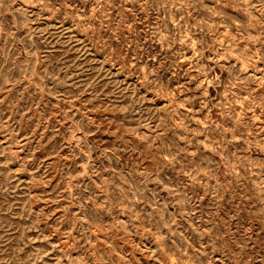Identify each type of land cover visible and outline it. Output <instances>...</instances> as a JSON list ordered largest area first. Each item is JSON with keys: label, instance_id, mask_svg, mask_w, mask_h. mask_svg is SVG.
Masks as SVG:
<instances>
[{"label": "rangeland", "instance_id": "374dc122", "mask_svg": "<svg viewBox=\"0 0 264 264\" xmlns=\"http://www.w3.org/2000/svg\"><path fill=\"white\" fill-rule=\"evenodd\" d=\"M0 264H264V0H0Z\"/></svg>", "mask_w": 264, "mask_h": 264}]
</instances>
